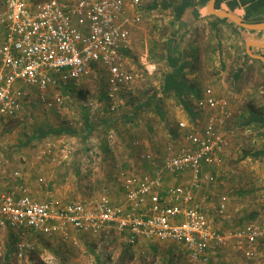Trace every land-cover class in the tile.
<instances>
[{
  "label": "built area",
  "instance_id": "2783aa9c",
  "mask_svg": "<svg viewBox=\"0 0 264 264\" xmlns=\"http://www.w3.org/2000/svg\"><path fill=\"white\" fill-rule=\"evenodd\" d=\"M130 2L136 8L142 0ZM126 5L127 0H0V119L22 109L27 86L36 88L48 107L61 106L65 96L50 94V89L80 83L95 65L107 69L110 98L135 88V77L121 65L119 53L131 45L128 23L142 17L123 18ZM195 110L205 115L204 123L196 124L201 119L197 118L186 133L187 142L157 171L124 175L123 200L114 201L107 189L99 197L67 201L54 195L37 199L25 192L0 193V227L74 241L115 229L132 245L141 239L179 242L198 262L210 259L214 242L230 239L252 257L256 244L264 241V220L220 232L203 206L207 196L197 195L204 182L218 180L214 169L225 162L229 141L224 128L233 116L230 100L207 86L196 99ZM187 171L190 184L170 186L162 194L166 173L180 176ZM228 200L227 193L221 196L220 213H225ZM24 247L32 248L33 243L22 242L19 256Z\"/></svg>",
  "mask_w": 264,
  "mask_h": 264
},
{
  "label": "rangeland",
  "instance_id": "374dc122",
  "mask_svg": "<svg viewBox=\"0 0 264 264\" xmlns=\"http://www.w3.org/2000/svg\"><path fill=\"white\" fill-rule=\"evenodd\" d=\"M210 47L204 46L207 49ZM212 65L214 67V63ZM258 72L256 82L264 83L263 72ZM107 76V69L100 66L78 84L61 83L52 87L50 94L61 92L65 96V103L59 107H48L40 100L36 88L26 87L28 95L22 109L13 117L0 119V180L7 177L5 180L13 182L11 192L16 190L14 186H27L36 194L43 192L41 198L54 195L86 199L99 196L107 189L112 196L120 199L121 172L118 170L124 169L120 166L123 159L127 166L132 167L131 156L136 154L132 152L144 157L146 150L150 149L154 155L151 158L147 156L148 160L161 161L166 153L182 147L184 137L181 133L168 141L170 129L166 124L157 119L152 123L151 119L148 120L152 118L150 116L145 122L146 115L137 112L138 101L148 94L146 90H141L136 82L131 91L110 98ZM146 86L143 84V87ZM220 96L235 103L233 116L224 128L230 149L236 154L228 161L230 170L225 171L227 173L224 175L228 176L227 180L234 188L230 197L232 193L236 194L235 205H246L243 209H248L246 212L249 211L251 217L255 215L263 220V216L260 217L262 210L258 212L262 207L258 196L264 186L260 188L256 185L257 178L254 179L256 187H253L250 178L254 177L249 178L246 169L257 160L253 154L264 147V132L255 126V129L247 130V118L243 111L249 112V105L263 111L264 91L260 94L256 89L244 101L239 97L233 99L226 92ZM112 103L117 104L114 110L111 109ZM259 103H262L261 107ZM90 113L93 114V121L102 116L110 123H103V127L96 128L85 139L83 135L89 123L86 119ZM121 115L131 117L124 119ZM202 115L198 114V118L205 117ZM62 127L75 129L80 135L52 133L40 137L41 131ZM124 131L126 133L122 134ZM138 139L140 144L135 143ZM148 139V142H154L153 146L148 144ZM126 154L128 157H124ZM235 219L237 225L243 224L238 217ZM237 225H230L229 229ZM24 241L32 242L33 247H24L23 255L19 256V246ZM160 243L155 244L154 248L132 245L124 233L115 229L99 235H83L74 241L29 229L23 231L0 227V264H264V241L256 244L252 257L235 248L230 239L221 244L214 242L207 262L194 261L182 245L172 240Z\"/></svg>",
  "mask_w": 264,
  "mask_h": 264
},
{
  "label": "crops",
  "instance_id": "0c3cea01",
  "mask_svg": "<svg viewBox=\"0 0 264 264\" xmlns=\"http://www.w3.org/2000/svg\"><path fill=\"white\" fill-rule=\"evenodd\" d=\"M209 1L210 0L202 3L201 0H194L195 3L183 8L181 14L176 16L175 8H178L183 3H187V0H142L141 5L136 8L131 6L130 0H127L123 16V18L127 17L132 19L135 14H140L142 17L139 22H131L130 20L128 23L131 45L130 48L121 49L119 53L121 65L126 70L133 73L135 84L137 82L141 90H146L148 92L143 99L138 101L139 110L137 112H140L142 116L146 115L145 122H147V116H150L152 118L148 120L151 119L152 123L157 119L163 124H166V126H168L167 129H170L169 136L167 135L168 141L172 140L173 137L180 136L178 133H181V136L184 137L181 146L187 142L186 133L195 125L198 118L197 111L195 110V101L202 95L207 86L213 87L214 85L213 88L217 95L226 92L231 98L234 99L239 97L242 101L247 98L248 94L254 92L256 89L259 90L260 94L264 91V83L256 82V73L258 69H261L260 71H262L264 75L263 64L257 61L261 60L264 62V60L260 58L261 55H264V46L262 45L264 44V29L254 30L245 27H243L245 30L239 28L234 29L228 22L218 21L216 17L220 16L212 14L208 9ZM240 1L241 0H215L214 7L215 9L228 10L242 19L240 14L244 12V6ZM245 22L259 23L254 21ZM239 26L241 27V25ZM205 45H211V47L207 49L204 48ZM212 45H214V47ZM176 47L179 50L178 53L174 52ZM175 57H177L178 66L181 64L185 65L184 70L181 72L182 85L180 89L175 86L171 87L172 91L169 90L167 93H164L166 75L174 72L177 68L173 60ZM172 61L174 62L173 64ZM213 63L214 67L212 65ZM100 66L101 65H95L91 73L96 67ZM211 69L214 71H211ZM241 69L245 70V73L240 75V78H243L245 83H242V88H240L241 90L238 92L234 91V82L237 77L236 75L239 74V70ZM209 70L212 73L209 72ZM143 84L147 86L143 87ZM124 93L125 92H121L120 94ZM230 104L234 111L235 103L230 102ZM186 106H189V108ZM259 106L261 107L262 103H259ZM116 107V103L111 105L112 110L116 109ZM243 114L246 118L250 115L249 112L244 111ZM88 116L86 121L92 126V131L96 130L98 127H103V123H110V121L104 120L102 116L96 121H93V114L90 113ZM121 116H124V119L131 117V115ZM201 118L202 120L200 119L199 125L204 123V117ZM123 121L127 122L126 120ZM180 122H186L187 127L181 128L179 126ZM171 126H173V128H171ZM125 133L126 131L122 134ZM122 137L124 138V136ZM146 141L148 142L149 139ZM135 143L140 144V140H136ZM153 143L154 142H148L150 146H153ZM180 148L181 147H179V149ZM179 149L175 150V152L166 153L161 161L154 160L153 158L148 160V158L154 155L150 149L146 150L144 157L137 156V152H132V154L136 153L134 157L131 156V161H133L132 167L130 165L127 166V163H124L126 160L123 159L120 166H123L121 168L124 169L118 170L121 172L120 199L114 196V201L117 202L124 199L122 187L124 175L153 173L162 166L167 156L177 153ZM224 156V164L214 169V175L218 177V180L212 183L204 182L203 187L197 193L199 198L207 196V199L203 202V206L207 207L209 210L212 219H214L216 229L220 232L229 229L230 225H237L238 221L235 219L237 217L243 224L250 220L258 219V216L255 215L251 217L249 211L246 212L248 209H243V206L246 207V205L237 206L234 204V199L236 198L234 195L236 194L233 195L232 193L230 197V193L232 192L231 187L233 185L229 180H226L224 175L227 173L225 171L230 170L228 161L230 158H234L236 154L232 152L229 144ZM124 157H128V154L124 155ZM255 159H257L254 162L255 164L246 169V174L249 178L254 177L253 179L250 178L253 180V187H256L254 185V179L258 178L256 185L261 188L264 186V156ZM124 165L127 166V168L124 167ZM6 178L0 180V193L11 192L10 188L13 187V182L5 180ZM24 183L26 182L24 181ZM190 183V171L180 176L166 173V180L161 192L165 194L167 188L173 185H187ZM120 184L118 181L117 185L119 187ZM14 187L17 188L13 190L12 193L16 195L29 192L28 194L31 193V195L37 199H44L41 198L43 192H41V194H36L27 186L25 188L18 186ZM262 189L263 190L258 196L262 207H259L258 212L262 210L260 217L263 216L262 219L264 220V187ZM225 193L229 195V200L225 213H220L218 208L221 196ZM236 193L238 194V192ZM60 198L66 201L73 200L66 196ZM147 205H149V201ZM243 224L237 225L235 228ZM160 241L166 240L141 239L137 244L153 247L155 244H161ZM175 243L184 247V245L179 242ZM186 252L190 256L189 252Z\"/></svg>",
  "mask_w": 264,
  "mask_h": 264
},
{
  "label": "trees",
  "instance_id": "16d2710c",
  "mask_svg": "<svg viewBox=\"0 0 264 264\" xmlns=\"http://www.w3.org/2000/svg\"><path fill=\"white\" fill-rule=\"evenodd\" d=\"M207 1L208 0H201L202 3L207 2ZM240 2L244 6V12L242 14H240L242 19H244L245 21H248V22L264 21V0H241ZM193 3H195L194 0H187V3H183L178 8L176 7L175 8L176 16H179L181 14L183 8L188 7V6L192 5ZM186 4H187V6H186ZM216 18L218 21L228 22L230 25H232L234 27V29L239 28L241 30H245L242 26L240 27L237 23L232 21L230 18H227V17H216ZM174 52L175 53L179 52L177 47H176ZM173 60L175 61V65H177V68L175 69L174 72L166 75L165 84H164V93H167L169 90H171V87L176 86L178 89H180L181 85H182V83H181V78H182L181 72L184 70L185 65L181 64L180 66H178L177 57H175V59H173ZM257 61H260L264 67L263 61H261V60H257ZM173 63L174 62L172 61V64ZM243 73H245V70L241 69V70H239V74L236 75L237 77H236V80L234 82V89L237 91L241 90L240 88H242V83H244V79L240 78V75H242ZM83 94L85 95V92H83ZM186 107L189 108V106H186ZM247 109H248L249 114H250L247 118V121H246L247 127L254 128V126H255L259 130L264 132V110L261 112L257 111L255 106H253V105L247 106ZM92 130H93L92 126L90 124H88L87 125V131L83 135V138H85V139L88 138L90 136ZM52 133L57 134V135L65 134V133H71V135H80V133L78 131H76L75 129L69 130V129L62 127L59 129H49L48 131H43V132L41 131L40 137H45L48 134H52ZM253 156L256 158L264 156V147L260 150H257L253 154Z\"/></svg>",
  "mask_w": 264,
  "mask_h": 264
},
{
  "label": "water",
  "instance_id": "95a60500",
  "mask_svg": "<svg viewBox=\"0 0 264 264\" xmlns=\"http://www.w3.org/2000/svg\"><path fill=\"white\" fill-rule=\"evenodd\" d=\"M215 0H210L208 4V9L212 14H216L220 17H227L230 18L232 21L237 23L238 25H241L242 27L248 28V29H254V30H260L264 29V22L259 23H247L243 19H241L238 15L225 10V9H215L214 7ZM264 46V44H262ZM260 58L264 60V55H261Z\"/></svg>",
  "mask_w": 264,
  "mask_h": 264
}]
</instances>
